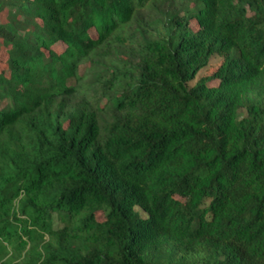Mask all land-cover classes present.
I'll use <instances>...</instances> for the list:
<instances>
[{
  "label": "trees",
  "instance_id": "obj_1",
  "mask_svg": "<svg viewBox=\"0 0 264 264\" xmlns=\"http://www.w3.org/2000/svg\"><path fill=\"white\" fill-rule=\"evenodd\" d=\"M0 50V264H264V0H0Z\"/></svg>",
  "mask_w": 264,
  "mask_h": 264
},
{
  "label": "rangeland",
  "instance_id": "obj_2",
  "mask_svg": "<svg viewBox=\"0 0 264 264\" xmlns=\"http://www.w3.org/2000/svg\"><path fill=\"white\" fill-rule=\"evenodd\" d=\"M1 53H2V50H0V55H1ZM221 62V59L219 58V57H214V58H212L211 60H210V64H209V66L206 68V69H204V70H202V71H200L199 73H198V75L196 76V78H195V81L191 84V85H193L197 80H199L200 78H202V77H207V76H210L215 70H216V68L219 66V63ZM85 66L82 68V73H84L85 71ZM211 86H214V85H216V83L215 82H212L211 84H210ZM246 111L244 110V109H239L238 110V116L240 117V118H244V117H246ZM56 227H58V226H60L59 224H57L56 223V225H55Z\"/></svg>",
  "mask_w": 264,
  "mask_h": 264
}]
</instances>
